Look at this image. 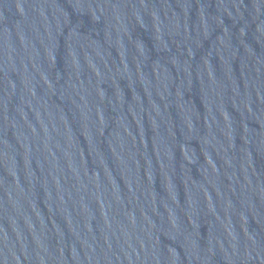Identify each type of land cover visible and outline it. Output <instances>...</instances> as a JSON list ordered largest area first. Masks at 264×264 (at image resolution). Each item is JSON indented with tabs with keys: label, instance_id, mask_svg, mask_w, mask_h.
I'll return each mask as SVG.
<instances>
[{
	"label": "water",
	"instance_id": "1",
	"mask_svg": "<svg viewBox=\"0 0 264 264\" xmlns=\"http://www.w3.org/2000/svg\"><path fill=\"white\" fill-rule=\"evenodd\" d=\"M0 264H264V0H0Z\"/></svg>",
	"mask_w": 264,
	"mask_h": 264
}]
</instances>
